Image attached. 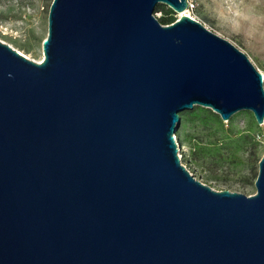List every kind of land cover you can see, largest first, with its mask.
<instances>
[{
  "label": "water",
  "instance_id": "95a60500",
  "mask_svg": "<svg viewBox=\"0 0 264 264\" xmlns=\"http://www.w3.org/2000/svg\"><path fill=\"white\" fill-rule=\"evenodd\" d=\"M176 12L188 0H53L44 58L0 40V264H264L257 192L215 190L179 157L180 113L264 124V75Z\"/></svg>",
  "mask_w": 264,
  "mask_h": 264
},
{
  "label": "rangeland",
  "instance_id": "374dc122",
  "mask_svg": "<svg viewBox=\"0 0 264 264\" xmlns=\"http://www.w3.org/2000/svg\"><path fill=\"white\" fill-rule=\"evenodd\" d=\"M53 0H0V40L28 58H44ZM186 11L206 28L244 52L264 75V0H188ZM154 15L164 25L180 17L165 3ZM175 137L182 163L215 190L247 196L257 192L259 163L264 156V124L251 110L229 120L212 108L195 105L180 113ZM182 155V157H181Z\"/></svg>",
  "mask_w": 264,
  "mask_h": 264
},
{
  "label": "bare ground",
  "instance_id": "6f19581e",
  "mask_svg": "<svg viewBox=\"0 0 264 264\" xmlns=\"http://www.w3.org/2000/svg\"><path fill=\"white\" fill-rule=\"evenodd\" d=\"M179 13H180L181 15H182V14H187V15H189V11H186V10H185L183 13H181V12H179ZM181 15H180V16H181ZM42 59H43V57L40 59V61H41ZM180 154H181V153H180ZM181 157H182V155H181Z\"/></svg>",
  "mask_w": 264,
  "mask_h": 264
},
{
  "label": "built area",
  "instance_id": "2783aa9c",
  "mask_svg": "<svg viewBox=\"0 0 264 264\" xmlns=\"http://www.w3.org/2000/svg\"><path fill=\"white\" fill-rule=\"evenodd\" d=\"M192 5L190 4V3H188V8H190ZM179 155H180V153H179Z\"/></svg>",
  "mask_w": 264,
  "mask_h": 264
},
{
  "label": "trees",
  "instance_id": "16d2710c",
  "mask_svg": "<svg viewBox=\"0 0 264 264\" xmlns=\"http://www.w3.org/2000/svg\"><path fill=\"white\" fill-rule=\"evenodd\" d=\"M175 22V21H174ZM173 23V22H172ZM171 24V23H170Z\"/></svg>",
  "mask_w": 264,
  "mask_h": 264
}]
</instances>
